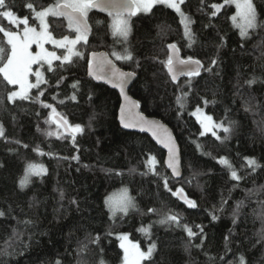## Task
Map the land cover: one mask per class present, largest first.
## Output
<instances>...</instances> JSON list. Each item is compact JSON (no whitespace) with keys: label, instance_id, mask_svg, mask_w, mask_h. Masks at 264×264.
Wrapping results in <instances>:
<instances>
[{"label":"trees","instance_id":"1","mask_svg":"<svg viewBox=\"0 0 264 264\" xmlns=\"http://www.w3.org/2000/svg\"><path fill=\"white\" fill-rule=\"evenodd\" d=\"M7 2L18 17L28 16L30 26H36L26 3L39 10L54 0ZM222 2L185 0L182 10L194 21L191 47L179 14L166 5L157 4L150 13L131 17L126 43L111 34V17L91 11L87 43L75 46L83 56H74L71 63L55 61L51 72L47 66L41 68L47 83L31 89L29 100L9 101L7 93L19 87L7 84L0 74V125L4 128L0 137V212L4 213L0 216V264H56L57 260L61 264H100L101 260L121 264L123 250L116 234L127 233L146 250L150 240L138 231L142 225L152 226L150 239L157 245L144 264H239L241 255L245 264H264V0H252L258 27L249 29L247 37H241L240 29L233 26L234 4L211 17V4ZM48 23L55 38L75 36L64 17L50 16ZM0 25L13 31L23 29L22 24L17 29L3 17ZM170 43L177 44L183 58L191 56L204 65L190 85L188 77L173 82L160 63L166 60ZM0 44L10 47L3 33ZM124 47L131 50L133 60H116L111 55ZM56 50L61 56L66 51ZM101 50L124 70L136 73L130 94L142 112L173 130L182 154L181 179L172 177L165 166L166 153L148 136L120 128L118 93L88 77L89 55ZM214 58L217 63L206 71ZM30 79L35 83V76ZM250 80L255 82L247 83ZM181 91L189 92L183 109L176 103ZM40 92L43 95L37 101ZM43 104L53 105L70 124L83 127L75 142L67 133L61 138L43 131L42 123L52 112ZM197 105L231 131L216 129L220 140L211 133L201 136L203 128L191 115ZM149 156L158 162L155 172L144 163ZM220 157L229 160L239 181L219 163ZM245 157L254 158L260 167L253 171ZM29 163L43 165L46 172L30 176L21 188L19 181ZM163 176L173 191L183 188L196 207L172 195L164 187ZM122 188L130 191L137 207L112 218L105 199ZM73 199L75 204L70 203ZM150 208L156 211L150 213ZM169 211L179 215L180 226L159 223ZM183 225L197 233L196 226H203L204 234L190 239ZM97 235L99 242L89 243ZM82 244L87 245L84 251H80Z\"/></svg>","mask_w":264,"mask_h":264},{"label":"snow or ice","instance_id":"2","mask_svg":"<svg viewBox=\"0 0 264 264\" xmlns=\"http://www.w3.org/2000/svg\"><path fill=\"white\" fill-rule=\"evenodd\" d=\"M203 2V0H202ZM185 3V0H54L53 3L48 4L46 7H41L37 10L36 6L29 2L26 3L25 7L32 13L33 19L38 21V25L30 26L29 17L24 16L23 18L18 17L12 11V5L7 0H0V17L6 18L10 25H14L19 29V26L23 25V30L13 31L6 29L3 25H0V33H3V37L6 38V47L0 44V74L3 79L9 85H18L19 89L15 91H9L7 93V99L9 101L29 100L32 99L30 96L31 89H39L41 84H46L47 81L44 78V73L40 70L47 65V71H53V61H60L61 64L71 63L73 57H81L83 53L76 51L75 46L81 41L87 43L88 33L90 32V25L88 24V14L91 10H99L107 13L111 17V34L113 37H118L120 43H126L131 32L130 18L136 16L138 13H150L153 7L157 4L166 5L170 9H174L179 14L180 23L184 28V37L188 42V47H191L195 43V33L192 31L191 25L194 23L190 15L186 14L181 5ZM234 4L236 12L231 16L233 26L240 29V36L247 37L249 29H255L258 27L256 7L252 0H223L222 3H213L211 8L213 11L210 13L211 17L217 16L221 9L225 5ZM64 17L67 20V28L74 31L75 37L70 38L68 35H64L62 38L57 39L53 36L49 30L48 17ZM39 29V30H38ZM50 43L55 45L59 49H65V53L57 55L55 51H49L45 48V44ZM223 43V38H221ZM32 45H36L39 49L36 52L31 51ZM168 55L166 60L160 61L167 69L168 74L173 82H176L181 76L188 77V83L190 85L191 78L200 75L201 70L204 68L202 62L198 59H194L189 56L187 58H181L179 55L180 49L176 43H170L167 45ZM91 58L88 60V74L93 76L97 80H104L111 84L113 87L120 90V94L124 97L125 104L121 105L120 108V122L125 128L146 126L148 131L152 132L153 137L163 144L168 150V159L166 161L167 167L172 170L174 176H179V156L178 148L175 144L174 138L171 133L161 125L158 121L147 120L143 116H139L136 120L133 115L132 109L138 107L139 104L136 101H132L126 94L125 89L128 85L130 78L136 75L135 72H123L115 67L112 60L108 59V53H96L92 52ZM111 55L116 60H133V54L127 47L123 48L122 52L112 51ZM217 63L216 59H212L211 65L205 69L206 71L212 70V65ZM33 65H37L35 71H33ZM137 66L139 64L137 63ZM35 76V83L30 82L29 77ZM63 78H61L62 80ZM254 80L247 81L252 84ZM59 84L60 81H57ZM79 82L72 85L75 89ZM191 89L189 88V91ZM43 92L35 98L39 101V96H42ZM189 92L181 91L180 95L176 96V103L181 109L185 107V103ZM55 99V97H53ZM72 100L76 99L75 94L71 97ZM43 103V102H41ZM63 103V101H61ZM204 104H208L207 100L203 101ZM45 108H51L52 112L49 119L53 120L58 128H62L64 133L71 135L73 142L77 133L83 132V127L80 124L72 125L69 123L67 118L62 114L58 113L56 108L51 104H43ZM195 116L197 121L200 123L203 131L200 133L201 136L206 133H211L217 140L221 137L217 135L216 129H222L223 132L228 133L231 131L230 127L224 125L223 122L214 121L211 115L204 113L203 109L197 105L195 110L191 113ZM47 123V121H46ZM142 130L143 127H142ZM47 135H58V133L47 131ZM4 136V128L0 125V137ZM227 137H225L226 139ZM19 143V141H17ZM27 147V145H25ZM199 148L200 145H197ZM39 151V149H36ZM43 154V153H41ZM78 159V157H73ZM247 165L255 171L256 168L260 167L254 158L245 157ZM148 167L149 171L155 172V165L158 163L155 156H149L144 162ZM219 163L225 165L230 171L232 179L239 181L241 177L237 171L233 168L232 164L225 157L219 158ZM135 171V169H131ZM46 172L43 165L29 163L25 175L19 181L21 188L27 186L29 178L32 175H41ZM164 187L172 193V195L179 197L189 207L195 208L196 202L187 197L184 193L183 188H177L173 191L168 187V178L163 176ZM64 193L61 192V198ZM70 203L75 204L76 201L73 199ZM105 205L109 209L112 218H115L117 213L127 215L130 209H134L137 205L134 202V198L128 194V190L121 189L118 194H113L105 199ZM239 208V204L237 205ZM155 209H148V212L153 213ZM4 213L0 212V216ZM212 220H216L217 216L212 214ZM235 222V221H234ZM26 223H30L27 221ZM160 224H171L175 223L180 226V217L174 212H167L159 220ZM151 225H142L138 231L149 238L150 243L146 250H143L138 242H133L129 239L127 233L116 234L117 239L120 241L119 247L123 249L122 264H144L146 261H150L153 253L156 250V242L151 241ZM187 235L190 239L197 237L198 235L203 236V226L197 225L199 233L194 232L188 225H183ZM108 235H113L109 232ZM264 238V237H262ZM100 237L90 238L89 243L96 244L99 242ZM227 239V238H226ZM203 243V241H201ZM200 245H197L199 247ZM87 245L82 244L80 251L86 250ZM56 264H61L59 260ZM100 264H104L101 260ZM239 264H245V259L241 255L239 257Z\"/></svg>","mask_w":264,"mask_h":264},{"label":"water","instance_id":"3","mask_svg":"<svg viewBox=\"0 0 264 264\" xmlns=\"http://www.w3.org/2000/svg\"><path fill=\"white\" fill-rule=\"evenodd\" d=\"M88 24H89V22H88ZM89 25H90V24H89ZM90 33H91V27H90V32H89L88 34H90ZM95 52H96V53H108L106 50L95 51ZM91 53H92V52H91ZM91 53H90V54H91ZM108 54H109V53H108ZM179 55H180L181 58H183L181 51L179 52ZM90 58H91V55H89V59H90ZM108 59L112 60V62H113V64L115 65V67H116L117 69H119L120 71H123V72H131V71H127V70H124L123 68H121L120 65H119V64H118V63L112 58V56H111L110 54L108 55ZM201 71H202V70H201ZM87 72H88V70H87ZM88 77H89L90 79H92L95 83L106 85L107 87H109V88L112 89V90H115V91L118 93V95H119V97H120V100H121L120 107H119V110H118V123H119L120 128H121L122 130H124V131H127V132H134V133L144 134V135L148 136V137L152 140V142H153L158 148H160L161 150H163V151L166 153V157H165V166L167 167V164H166V161H167V159H168V150H167V148H165L163 144H160V143L156 140V138L153 137L152 132H151V131H148L147 128H146V126H140V125H138V126H136V127L125 128V127L121 124V122H120V108H121V105L125 104V100H124V97L120 94V90H119L118 88L113 87L111 84L107 83V82L104 81V80H97V79H95L93 76H90L89 74H88ZM184 77H185V76H181L178 80H180L181 78H184ZM136 78H137V75H135L134 77H132V78L129 79V81H128V85H127V87H126V89H125V92H126L127 96H128L132 101H136V102H138V100H136V99L130 94V89H131V87L133 86V84H134ZM178 80H177V81H178ZM177 81H176V82H177ZM138 104H139L138 107H135V108L132 109L133 115L135 116L136 120L139 119V116H143V117H144L145 119H147V120H155V121H158L161 125H163L165 128L168 129V131L171 133V136L174 138L175 144H176V146H177V148H178V156H179V171H180V175H179V176H174V175L172 174V170H171L170 168H168V167H167V168H168L170 174L172 175V177H173L174 179H181L182 176H183V171H182V158H181V154H180V146H179V144H178V142H177V140H176V137H175V135H174L173 130L170 128V126H168L166 123H164V122H163L162 120H160L159 118H156V117H150V116L146 115L145 113H143V112H142L141 105H140L139 102H138ZM142 127H143L144 130H142Z\"/></svg>","mask_w":264,"mask_h":264},{"label":"rangeland","instance_id":"4","mask_svg":"<svg viewBox=\"0 0 264 264\" xmlns=\"http://www.w3.org/2000/svg\"><path fill=\"white\" fill-rule=\"evenodd\" d=\"M181 8H182V5H181ZM174 10V9H173ZM89 14H90V12H89ZM88 14V15H89ZM138 14H146V13H138ZM50 17V16H49ZM49 17H48V19H49ZM131 19V18H130ZM38 22V21H37ZM111 22V21H110ZM49 24V23H48ZM23 30V29H22ZM22 30H20L21 32H22ZM39 30V29H38ZM75 37V36H74ZM74 37H72V38H74ZM57 39H59V38H57ZM45 48L46 49H48L49 51H55L56 53H57V55H59L58 54V52H57V50L56 49H59V48H57L55 45H53V44H50V43H46L45 45ZM39 49L37 48V46L36 45H32V47H31V51H33V52H36V51H38ZM118 52V51H117ZM55 61H53V63H54ZM34 66H37V65H33V68H34ZM45 66H47V65H45ZM31 77V76H30ZM30 77H29V80H30V82H31V79H30ZM19 87V86H18ZM30 93H31V91H30ZM60 114H62V113H60ZM63 116H65L64 114H62ZM46 121H47V123H46ZM46 121H44L43 123H42V129H43V131L46 133L47 131H52V132H55V133H58V135H52V136H58V137H61V138H63L64 136H65V134H64V132H63V130L61 129V128H58L57 127V124L53 121V120H51V119H47ZM122 189H125V188H122ZM127 189V188H126ZM128 190V189H127ZM120 192V190H118V191H116V193L115 194H118ZM128 194L131 196V194H130V191L128 190ZM112 195V194H111ZM110 195V196H111ZM131 210V209H130ZM129 210V211H130ZM119 214H122V213H117V215L116 216H118ZM111 215V214H110ZM129 239H130V237H129ZM120 242V241H119ZM123 250V249H122ZM122 264V263H121Z\"/></svg>","mask_w":264,"mask_h":264},{"label":"bare ground","instance_id":"5","mask_svg":"<svg viewBox=\"0 0 264 264\" xmlns=\"http://www.w3.org/2000/svg\"><path fill=\"white\" fill-rule=\"evenodd\" d=\"M89 22V21H88ZM90 24V23H89ZM90 27H91V25H90ZM92 30V29H91ZM175 135V134H174ZM176 137V136H175ZM176 140H177V138H176ZM178 142V141H177ZM179 144V143H178ZM180 146V145H179ZM180 154H181V148H180ZM181 158H182V154H181ZM182 171H183V162H182ZM183 177V176H182ZM176 180H179V179H176Z\"/></svg>","mask_w":264,"mask_h":264},{"label":"flooded vegetation","instance_id":"6","mask_svg":"<svg viewBox=\"0 0 264 264\" xmlns=\"http://www.w3.org/2000/svg\"><path fill=\"white\" fill-rule=\"evenodd\" d=\"M91 11H96V10H91ZM91 11H90V12H91ZM97 12L101 13V11H99V10H97ZM105 14L107 15V13H105Z\"/></svg>","mask_w":264,"mask_h":264}]
</instances>
